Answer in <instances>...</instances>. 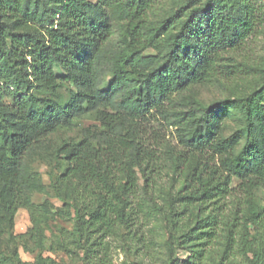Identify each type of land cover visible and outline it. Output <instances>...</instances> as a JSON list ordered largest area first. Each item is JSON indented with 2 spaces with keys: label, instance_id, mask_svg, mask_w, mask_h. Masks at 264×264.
<instances>
[{
  "label": "trees",
  "instance_id": "obj_1",
  "mask_svg": "<svg viewBox=\"0 0 264 264\" xmlns=\"http://www.w3.org/2000/svg\"><path fill=\"white\" fill-rule=\"evenodd\" d=\"M156 1L0 0V222L12 226L27 210L32 226L21 238L65 252L64 264H115L108 239L120 229L151 261L156 229L149 223L166 211L155 198L164 159L146 135L157 125L177 134L179 148L166 153L181 179L167 198L164 264H217L209 247L221 226L225 255L238 239L250 264H264L257 198L264 193V62L236 59L264 22V0H182L166 18L147 22ZM106 7L127 22L118 42ZM249 75L257 83L242 94L210 105L192 95L198 84ZM230 109L242 125L226 135ZM84 119L97 125L48 152L51 135ZM46 155L55 163L50 188L73 223L58 234L50 227L53 206L32 200L44 190L33 163ZM205 155L219 165L201 167ZM235 181L244 197L233 194ZM47 232L55 238L49 245ZM32 264L60 263L40 252Z\"/></svg>",
  "mask_w": 264,
  "mask_h": 264
},
{
  "label": "rangeland",
  "instance_id": "obj_2",
  "mask_svg": "<svg viewBox=\"0 0 264 264\" xmlns=\"http://www.w3.org/2000/svg\"><path fill=\"white\" fill-rule=\"evenodd\" d=\"M182 0H159L151 4V9L147 13V22H155L162 20L168 16ZM109 14L110 23L112 25V40L118 42L123 37V30L126 27V21H124L120 14L114 10V8L106 7ZM264 15V14H263ZM264 20V16H263ZM148 51L146 54H151ZM238 62H247L250 65H260L264 62V22L258 28V31L253 34L246 45V48L237 55ZM256 76H241V78H235L225 82L226 85L221 84L217 80H212L209 83L198 84L193 87L192 95L200 100L203 104L210 105L220 100H224L235 95L244 93L249 87L256 85ZM229 88H226L228 87ZM226 125V135L232 134L236 129L242 125L241 117L238 110L230 109L225 118L223 119ZM91 125H97L92 119H84L78 123V126L73 129H60L55 134L51 135L48 139V152L56 149L58 146L65 142L79 141L81 138V128L88 127ZM147 139L150 143H156L159 153H161L164 163L163 171L157 179V190L155 191V198L159 204L164 205L166 211L161 212L158 215L157 221L149 223V228H155V245L153 246L155 257L150 261L146 256L142 255L141 251L136 250V244L127 242L128 238L123 236L124 230L120 229L117 235L110 237L111 251L110 257L115 264H164L168 258L169 253L166 249V243L169 238V209L167 205V198L169 195L176 194L178 187L180 186V176L176 173L168 154L166 153L167 148L178 146L177 134L174 129L160 127L154 125L146 132ZM49 155V154H48ZM48 159V160H46ZM201 167L209 170V168H215L219 165L218 157L205 155L200 158ZM55 165L54 161L49 156H45L42 159H36L33 163V168L39 173L41 182L44 185L43 191H36L32 195V200L36 205H43L49 203L53 206V213L55 214L54 219L50 222L51 229L58 234V230L63 228L71 230L73 223L68 217L62 216L61 208L63 203L55 198L53 191L50 188L51 180L48 176L49 171ZM144 180L141 181L143 186ZM238 181H235L231 186L233 194L236 196L244 197L243 193L237 188ZM258 201L264 204V193L260 191L258 193ZM230 201V200H228ZM233 201V200H232ZM228 210L226 214L233 209V205L229 203L227 206ZM230 208V209H229ZM31 220L29 212L25 209H20L16 215L14 223L10 226L7 221L2 220L0 222V264H15L14 259L11 258L16 253L20 261L24 264H32L36 260V256L41 252L43 257H51L60 264L70 263V259L67 254L63 251L50 252L47 250L41 251L37 248L30 240L21 238V234H24L29 228H31ZM146 231V230H144ZM49 240L46 245H49L55 238L47 232ZM219 239H217L209 250L212 251L215 262L223 264H250L241 246H239V240L235 246L225 255L226 253V239H227V228L221 226L218 230ZM238 237V236H237ZM149 240L150 236L146 235ZM180 258L185 261L189 255L186 252L179 253ZM3 256L9 257L7 260L1 259ZM226 257V258H224ZM11 258V259H10ZM252 258V254H250ZM10 259V260H9ZM207 264H215L212 261H207ZM205 263V264H206Z\"/></svg>",
  "mask_w": 264,
  "mask_h": 264
}]
</instances>
